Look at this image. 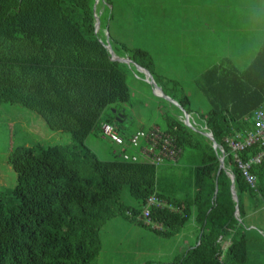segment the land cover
I'll use <instances>...</instances> for the list:
<instances>
[{
    "label": "trees",
    "instance_id": "1",
    "mask_svg": "<svg viewBox=\"0 0 264 264\" xmlns=\"http://www.w3.org/2000/svg\"><path fill=\"white\" fill-rule=\"evenodd\" d=\"M112 10V0H0V106L19 104L38 114L49 130L71 137L64 145L11 149L7 162L16 185L9 193L11 204L0 192V264H95L102 228L114 218L168 238L194 221L195 242L159 264H244L245 198L264 197V158L251 165L252 187L226 139L253 130L254 112L264 108V41L244 69L226 60L196 78L208 103L205 112H197L199 122L188 126L179 116L165 114L163 131L182 152L192 148L200 158L190 170V189L181 195L160 180L155 165L123 160L119 150L102 160L85 144L92 133L106 138L105 122L126 139L131 134L118 126L127 117L120 106L130 102L122 65L127 63L113 59L106 42L116 56L149 70L156 83L162 80L153 72L149 52L114 46ZM173 83L180 93L171 95L161 86L162 92L192 114L189 97ZM204 132L212 133L217 149ZM259 151L254 143L238 155L248 160ZM222 154L225 169L218 172ZM152 194L165 203L149 213L162 230L139 218Z\"/></svg>",
    "mask_w": 264,
    "mask_h": 264
},
{
    "label": "rangeland",
    "instance_id": "2",
    "mask_svg": "<svg viewBox=\"0 0 264 264\" xmlns=\"http://www.w3.org/2000/svg\"><path fill=\"white\" fill-rule=\"evenodd\" d=\"M112 4L109 30L117 42L114 46L121 48L124 44L149 52L153 72L157 79H162L157 84L175 95L180 90L173 81L178 82L190 99L191 119L197 122L200 121L197 112H205L208 103L195 83L196 78L213 64L226 60L244 69L264 41V3L260 0H112ZM122 65L130 102L120 106L127 117L118 126L128 132L152 126L163 130L168 112L182 118L178 104L157 94L144 71L133 64ZM70 141L69 133L49 130L35 112L19 104H2L0 192L8 194L4 197L6 203H12L9 193L16 185V173L7 162L13 147L36 143L58 146ZM85 144L102 160L115 155L114 146L99 133L88 135ZM197 152L185 148L177 162L167 163L176 167L161 166L171 178L172 189H190L193 181L190 170L200 160ZM245 200L247 214L241 221L248 238L244 264H264V197L246 195ZM191 226L188 224L181 235L168 238L126 219H111L102 228L103 245L94 263L168 262L188 248L185 233Z\"/></svg>",
    "mask_w": 264,
    "mask_h": 264
},
{
    "label": "built area",
    "instance_id": "3",
    "mask_svg": "<svg viewBox=\"0 0 264 264\" xmlns=\"http://www.w3.org/2000/svg\"><path fill=\"white\" fill-rule=\"evenodd\" d=\"M253 130L246 133H236L235 136L227 138V143L233 151L234 160L240 168L245 180L255 187L256 178L251 172V165L258 163L264 158V109L258 108L253 115ZM103 135L119 148V155L123 160L137 162L140 160L159 164L164 161H177L181 156L182 149L176 144L174 138L158 126L148 129L138 128L126 139L113 125L105 122L101 126ZM258 144L260 151L248 160L242 159L238 151L252 144ZM232 176V175H231ZM165 203L156 195H150L139 218L147 225L162 230L160 224L151 220L150 207L162 208Z\"/></svg>",
    "mask_w": 264,
    "mask_h": 264
},
{
    "label": "water",
    "instance_id": "4",
    "mask_svg": "<svg viewBox=\"0 0 264 264\" xmlns=\"http://www.w3.org/2000/svg\"><path fill=\"white\" fill-rule=\"evenodd\" d=\"M99 26H100V22H99V18L97 17V21H96V30L98 31L99 29ZM105 46L110 50L112 56H113V59L115 60H119V61H122V62H126L128 64H133V65H136L138 66L135 62L131 61L129 58L127 57H118L116 56V54L114 53V51L112 50L111 48V45L109 42H106L105 43ZM140 70L144 71L146 76H147V81L152 83L153 84V87L156 89V92L157 94H161L163 95L165 98H167L168 100H170L171 102L175 103V104H178L174 99H172L171 97H169L168 95H165L163 92H162V88L155 82L154 78H153V75L149 72V70L143 68V67H140ZM160 91V92H159ZM182 113H181V117L183 119V121L185 122V124H187L188 126H193V122L191 121V116L188 112H186L184 109H181ZM204 134L212 141V146L214 149H217L218 148V145L214 139V136L212 135L211 132H204ZM219 161H220V164H219V169H218V172L222 169H225V165H224V155L222 154L219 158ZM231 188H232V193H233V196L235 199H237L236 197V192L234 191V185H233V175L231 176ZM235 214L236 216L238 215V208L236 206V211H235Z\"/></svg>",
    "mask_w": 264,
    "mask_h": 264
},
{
    "label": "crops",
    "instance_id": "5",
    "mask_svg": "<svg viewBox=\"0 0 264 264\" xmlns=\"http://www.w3.org/2000/svg\"><path fill=\"white\" fill-rule=\"evenodd\" d=\"M260 2H262V3H264V0H260ZM249 9H251V7H249ZM260 10H262V9H260ZM214 65V64H213ZM212 65V66H213ZM212 66H210V67H212ZM209 67V68H210ZM208 69V68H207ZM161 87V86H160ZM160 92V91H159ZM170 97V96H169ZM262 109H264L263 107H261ZM192 118V117H191ZM191 121L192 122H194V120H192L191 119ZM141 128V127H140ZM134 132V131H133ZM133 132H131V133H133ZM113 145V144H112ZM114 146V145H113ZM118 150H119V148L117 147V146H114V149H113V152L114 153H118ZM182 153V152H181ZM256 155V154H255ZM252 158V157H251ZM250 159V158H249ZM178 161V160H177ZM177 161H164V162H162V163H159V164H152V163H150V162H148L149 164H152V165H155L156 167H157V172H158V174H159V176H160V180H162L165 184H169V182L171 181V178L169 177V175H168V172L166 173V168L165 167H161V166H163L164 164H167V163H172V162H177ZM147 162V161H146ZM168 166H176V165H169V164H167ZM255 176V175H254ZM256 178V177H255ZM234 188V187H233ZM179 190V193H182L181 195H186V193H187V191H185V190H183V188H179L178 189ZM231 190H232V188H231ZM153 195V194H152ZM155 195V194H154ZM246 201V200H245ZM246 203V202H245ZM246 207H247V205H246ZM247 214V213H246ZM188 224H192V226L190 227V228H188V232H187V235H186V233H185V236L187 237V238H189L188 239V241H187V239H186V243H185V246H186V248H187V246L189 245L190 246V244H192L193 242H195V240H196V238H197V233H196V224L194 223V221H190ZM187 224V225H188ZM187 225H185L180 231H178L177 233H176V235H181L184 231H185V227L187 226ZM185 246L183 247V250H184V248H185ZM188 246V247H189ZM187 249H185V251H186Z\"/></svg>",
    "mask_w": 264,
    "mask_h": 264
},
{
    "label": "bare ground",
    "instance_id": "6",
    "mask_svg": "<svg viewBox=\"0 0 264 264\" xmlns=\"http://www.w3.org/2000/svg\"><path fill=\"white\" fill-rule=\"evenodd\" d=\"M41 160V159H40ZM36 174V173H35ZM54 175V174H53ZM80 179V178H79ZM58 181V180H57ZM27 223V222H26ZM8 250V249H7Z\"/></svg>",
    "mask_w": 264,
    "mask_h": 264
}]
</instances>
